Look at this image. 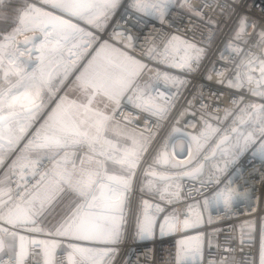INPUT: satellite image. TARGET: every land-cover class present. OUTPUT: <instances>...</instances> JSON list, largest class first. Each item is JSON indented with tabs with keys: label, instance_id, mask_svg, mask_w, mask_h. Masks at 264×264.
<instances>
[{
	"label": "snow or ice",
	"instance_id": "obj_1",
	"mask_svg": "<svg viewBox=\"0 0 264 264\" xmlns=\"http://www.w3.org/2000/svg\"><path fill=\"white\" fill-rule=\"evenodd\" d=\"M237 8L238 0H0V264H115L133 234H179L166 264H264V221L249 222L259 246L247 262L235 249L206 260L212 241L201 227L205 214L211 223L213 210L227 216L250 198L239 190L245 156L264 165V19ZM229 22L222 43L239 60L208 67ZM211 71L233 90L223 117L193 85ZM129 106L136 111L125 115ZM186 116L200 125L195 134L177 127Z\"/></svg>",
	"mask_w": 264,
	"mask_h": 264
},
{
	"label": "built area",
	"instance_id": "obj_2",
	"mask_svg": "<svg viewBox=\"0 0 264 264\" xmlns=\"http://www.w3.org/2000/svg\"><path fill=\"white\" fill-rule=\"evenodd\" d=\"M192 2L199 3L200 0H192ZM205 10L209 11L210 15L215 16L216 19H220L212 10ZM237 11L245 13L250 20L264 19V0H238ZM187 24L188 21L185 18L180 25L182 32ZM230 27L231 22H229L228 26L221 25L215 41L210 45L211 51L208 53V59L205 60V65L208 67H211L210 62H214L217 69H231L234 66L232 60H239V57H234L231 50L225 48L222 43L225 38L231 39L229 36ZM247 31L251 35L253 29L248 28ZM187 35L191 38L192 34L189 31ZM196 38L200 40L199 34H197ZM221 52H223L225 57L224 60H220L219 58ZM208 75L211 76V79H203L201 74H196L193 79V85L197 88L202 86L203 100L208 106V111L223 117L225 109L233 107L231 99L233 90L218 82L221 77L215 71L209 72ZM227 75L228 73L226 72L225 76ZM160 90L173 91L170 87L165 89L163 86H161ZM199 99L200 95L197 92L193 103L198 105ZM135 111V109L129 106L125 115L134 113ZM186 120L188 121L187 123L185 122ZM139 122L140 124L144 123L143 113L139 116ZM177 127L182 131L195 134L200 125L190 116H186L180 120ZM169 131H171L170 127H166L161 135L163 136ZM240 163L248 170L245 172V176L248 177V183L243 184V187H240L239 190L242 192L247 190L250 198L239 201L233 212L227 216L213 210L211 223L207 221V214H205V221L201 227L212 241V247L210 249L205 248L206 260H219L221 255L225 254L226 249H235V253L229 254L235 255L237 259H243L246 262L253 260L257 253L259 246L258 235L251 230L249 222H256L258 225L261 221H264V178L261 175L264 173V165L261 164L258 158L251 159L250 156H245ZM209 169L210 165H206L204 175L201 177L202 179H207ZM249 172L251 175H249ZM183 183L187 187L189 181L185 180ZM242 183L243 181L238 178L236 186ZM139 198L140 193L137 191L132 196V199L139 200ZM178 211H182V209H178ZM196 231L197 229H192L191 234H195ZM133 236H126L119 244V254L116 257L115 264H135L137 259L140 264H166L170 254L175 253L176 241L180 238L179 234L165 235L164 237L157 235L154 239L146 240L135 239ZM242 240L243 243H241Z\"/></svg>",
	"mask_w": 264,
	"mask_h": 264
},
{
	"label": "crops",
	"instance_id": "obj_3",
	"mask_svg": "<svg viewBox=\"0 0 264 264\" xmlns=\"http://www.w3.org/2000/svg\"><path fill=\"white\" fill-rule=\"evenodd\" d=\"M4 25H0V27H3ZM29 35H31L30 33H29ZM22 38V37H21Z\"/></svg>",
	"mask_w": 264,
	"mask_h": 264
},
{
	"label": "bare ground",
	"instance_id": "obj_4",
	"mask_svg": "<svg viewBox=\"0 0 264 264\" xmlns=\"http://www.w3.org/2000/svg\"><path fill=\"white\" fill-rule=\"evenodd\" d=\"M31 34V33H30Z\"/></svg>",
	"mask_w": 264,
	"mask_h": 264
}]
</instances>
